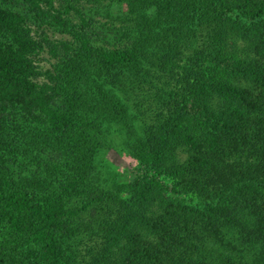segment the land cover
<instances>
[{"label": "trees", "instance_id": "16d2710c", "mask_svg": "<svg viewBox=\"0 0 264 264\" xmlns=\"http://www.w3.org/2000/svg\"><path fill=\"white\" fill-rule=\"evenodd\" d=\"M0 264H264V0H0Z\"/></svg>", "mask_w": 264, "mask_h": 264}, {"label": "rangeland", "instance_id": "374dc122", "mask_svg": "<svg viewBox=\"0 0 264 264\" xmlns=\"http://www.w3.org/2000/svg\"><path fill=\"white\" fill-rule=\"evenodd\" d=\"M107 2H103L100 7H106ZM84 16L89 24V31L94 36L103 39L107 36V41L117 42L116 39L110 35L112 27H116L112 21L107 20L104 13L95 11V8L88 3L81 4ZM112 15L116 14L118 9L125 11V7L118 6L110 7ZM74 23L78 24L77 20L73 18ZM33 35L37 38L45 37L52 45H56L59 41H70L67 35H61L52 30L36 27L33 28ZM55 63L53 57L49 54L48 48L45 47L42 54L39 56V65L43 70L50 69ZM127 140L122 133H114L108 137V141L100 148L97 169L102 174V187L110 189L118 193L126 191V185L130 180V175L133 169L139 166V160L133 156L130 147L126 145Z\"/></svg>", "mask_w": 264, "mask_h": 264}]
</instances>
